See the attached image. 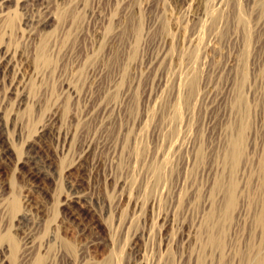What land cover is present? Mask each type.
Here are the masks:
<instances>
[{
    "label": "rangeland",
    "instance_id": "1",
    "mask_svg": "<svg viewBox=\"0 0 264 264\" xmlns=\"http://www.w3.org/2000/svg\"><path fill=\"white\" fill-rule=\"evenodd\" d=\"M261 212L264 0H0V264H245Z\"/></svg>",
    "mask_w": 264,
    "mask_h": 264
},
{
    "label": "bare ground",
    "instance_id": "2",
    "mask_svg": "<svg viewBox=\"0 0 264 264\" xmlns=\"http://www.w3.org/2000/svg\"><path fill=\"white\" fill-rule=\"evenodd\" d=\"M38 57L44 58L43 52L39 53ZM189 83L191 86L193 85V81H190ZM187 86H189V85H187ZM192 87H194V86H192ZM242 142H243V134H242V132H239V133H237V135L235 137L231 138V140L229 141V145H228L229 147L227 148V150L224 153V159L230 163V170H231L232 174H233L235 168L237 167V165L239 163L240 157L242 156L241 155L242 154ZM156 174H157V176H160L158 169H156ZM218 184H220L219 181L216 182V185H218ZM235 187H236V184L232 178L230 180L228 186L226 187L225 193H224L225 198H226V211L231 210L235 205V202H236ZM259 222H260L261 226L264 228V215L262 214V212L259 215ZM208 242L210 244H216L217 241L213 235H210L208 237ZM254 251H256V252H254L253 255L249 254L250 255L249 257L246 256L247 259L244 260L245 264H264V254H263L264 251H262L261 248H258L257 250H254ZM104 264H110V263L107 262Z\"/></svg>",
    "mask_w": 264,
    "mask_h": 264
}]
</instances>
